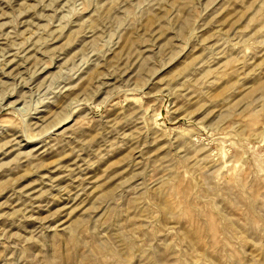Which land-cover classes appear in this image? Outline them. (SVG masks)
Returning <instances> with one entry per match:
<instances>
[{"label": "rangeland", "instance_id": "obj_1", "mask_svg": "<svg viewBox=\"0 0 264 264\" xmlns=\"http://www.w3.org/2000/svg\"><path fill=\"white\" fill-rule=\"evenodd\" d=\"M87 259L264 264V0H0V264Z\"/></svg>", "mask_w": 264, "mask_h": 264}, {"label": "bare ground", "instance_id": "obj_2", "mask_svg": "<svg viewBox=\"0 0 264 264\" xmlns=\"http://www.w3.org/2000/svg\"><path fill=\"white\" fill-rule=\"evenodd\" d=\"M88 258H89V257H88ZM85 260H86V258H85ZM85 260H84V261H85ZM90 260H91V258H90ZM90 260L87 259L86 262H88V264H90V263H89V262H91ZM91 264H92V263H91Z\"/></svg>", "mask_w": 264, "mask_h": 264}]
</instances>
